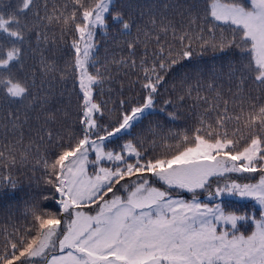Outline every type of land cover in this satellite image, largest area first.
Listing matches in <instances>:
<instances>
[{
	"label": "snow or ice",
	"instance_id": "6c2138e0",
	"mask_svg": "<svg viewBox=\"0 0 264 264\" xmlns=\"http://www.w3.org/2000/svg\"><path fill=\"white\" fill-rule=\"evenodd\" d=\"M98 29L127 55L98 59ZM194 45L227 60L193 63ZM177 67L159 111L191 100L185 126L133 135ZM0 102V188L41 172L0 264H264V211L224 203L264 209V0H0Z\"/></svg>",
	"mask_w": 264,
	"mask_h": 264
},
{
	"label": "trees",
	"instance_id": "16d2710c",
	"mask_svg": "<svg viewBox=\"0 0 264 264\" xmlns=\"http://www.w3.org/2000/svg\"><path fill=\"white\" fill-rule=\"evenodd\" d=\"M124 0H115V6L117 9H120L123 5ZM139 23V21H138ZM57 36H59V30L53 29ZM103 29H98L97 31V42L99 44V52L97 58L103 61L105 57L108 59H111L113 55L121 56V55H127L126 52H121L119 48L116 47V42L112 39V32L113 29L108 30V35H104ZM133 35L136 34L135 27L132 29ZM49 35H52V32H49ZM124 37H120L119 40H123ZM60 46L66 47V45L63 42H58ZM196 55L194 57V62H200L202 64L206 65H213L215 64L217 67H219L220 63L222 61H226L227 57H222L218 53H213L212 51L205 52L203 54L200 53V49L194 45ZM38 57V54H37ZM69 57H65V59H68ZM26 63L31 64L34 62L33 55L31 53H26L25 57ZM190 66V65H188ZM186 71V68L177 67L174 72H172L168 79V82L161 88L160 90V96L158 97L157 104H156V110H154L150 115L146 114L144 120L138 124L132 131L133 135H135L139 130L143 127H146L148 124H152L155 126L157 123L164 126V131H168L169 129L176 130L177 128H183L185 126V122L187 120V117L191 115V109L190 105L192 103L191 100L186 101L184 104H179L177 108H173L169 106L167 108V111H177L179 113L178 118L175 121H172L170 119L165 118V114L160 112L159 109L163 105V101L169 98H172L175 100L176 93H173L171 91L172 85L175 84L177 88L180 86V81L182 77L184 76V73ZM131 79H135V77H131ZM125 85H127V79L125 80ZM69 91H71V82L67 85ZM110 87V85L104 86V91L107 92V90ZM126 95H131V93L126 92ZM98 99L107 100L109 97L108 95L98 96ZM113 99L115 97L113 96ZM73 101V107L75 104V96H72ZM2 103V102H0ZM14 107H21V106H14ZM109 107H111V104H109ZM7 110V105H4L0 111ZM190 123V121H187ZM129 137H123V138H113L111 142H109V147H115L116 145L123 142V139H126ZM33 171H35V176H40L41 172L37 168L33 170L30 166L29 167H22L17 170H14V176L18 180L19 184L16 190H13L10 187H4L0 188V226H4L6 224V217L9 215L12 216V219L15 220L16 218H22L26 201L29 198V193L31 192V189L29 187L30 184H34L35 181L31 179ZM224 203L227 205L228 210L237 211V213H243L247 214L248 216L250 213V207L251 202L248 200H238L234 198H224ZM256 212L257 217L259 209L253 208ZM249 220L241 221L240 224L246 223L248 224ZM241 228V227H240Z\"/></svg>",
	"mask_w": 264,
	"mask_h": 264
},
{
	"label": "rangeland",
	"instance_id": "374dc122",
	"mask_svg": "<svg viewBox=\"0 0 264 264\" xmlns=\"http://www.w3.org/2000/svg\"><path fill=\"white\" fill-rule=\"evenodd\" d=\"M231 178L232 179H237V175L234 174ZM255 179H258V176H256L254 179L251 178V177H240V182H249V180H251V182H255ZM184 195H185V198H190V194L185 193ZM200 198L202 200H205V201L208 200V197H206L204 195H202ZM225 198H234V199H238V200H248V201H250L252 205L250 207L251 208L250 209V213L251 214L249 215V217H255L256 219H260L261 212L264 211V209H262L261 206L255 200H252L251 198H239V197H234V196L233 197H225ZM254 207L259 209V212H258L259 216L258 217L256 215V212L253 209ZM238 214H243V213H238ZM248 220H249L248 224H246V223L240 224V222L238 224V227H239L240 231L244 232L245 234H250V232L252 230H254V227H255V225L252 222V220L251 219H248Z\"/></svg>",
	"mask_w": 264,
	"mask_h": 264
}]
</instances>
